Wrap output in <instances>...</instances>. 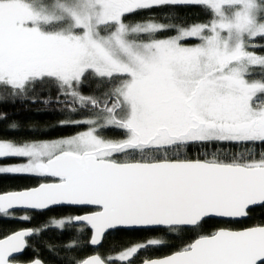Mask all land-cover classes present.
Listing matches in <instances>:
<instances>
[{
	"label": "snow or ice",
	"instance_id": "6c2138e0",
	"mask_svg": "<svg viewBox=\"0 0 264 264\" xmlns=\"http://www.w3.org/2000/svg\"><path fill=\"white\" fill-rule=\"evenodd\" d=\"M180 8L204 19L189 23ZM258 52L264 0H0V102L57 103L67 113L58 126L83 129L55 139L0 134V176L39 181L0 192V219L31 222L33 211L72 206L84 214L51 225H83L92 246L106 234H152L115 257L71 264H134L161 246L172 251L140 264H264V216L206 228L264 211ZM113 130L119 138L106 135ZM44 227L0 236V264H43L21 257ZM171 234L179 244L163 238Z\"/></svg>",
	"mask_w": 264,
	"mask_h": 264
},
{
	"label": "trees",
	"instance_id": "16d2710c",
	"mask_svg": "<svg viewBox=\"0 0 264 264\" xmlns=\"http://www.w3.org/2000/svg\"><path fill=\"white\" fill-rule=\"evenodd\" d=\"M187 19L189 23L196 20H203L201 15H194L199 12L197 8H180L177 10ZM258 54H264L259 53ZM86 87L84 92L89 93ZM56 93L53 91L52 96ZM62 105L57 103L42 104L31 103L23 98H16L7 103L0 102V114H6L7 119L0 120V134L7 138L16 139H31L38 137L41 139H55L64 137L83 130L75 127H59V121L67 117V113H61L59 109ZM10 121H16L20 127L15 130H6ZM109 138H119L118 131H109L106 133ZM242 149H237L240 151ZM259 149H257L258 151ZM190 155H196L195 152ZM38 178L28 175H4L0 176V192L21 190L23 188L35 186L38 183ZM21 212H17L20 214ZM84 212L81 209L74 208H55L45 212H32L33 219L31 222H20L17 220L0 219V236L9 234L11 231L24 228L41 227L47 223V227L42 229L39 236L28 238L32 250H27L21 257V261H28L38 257L43 264H71L73 258L83 259L93 254H99L103 258L118 255L119 251L126 246H131L134 243L142 242L146 236L152 235L142 232H116L107 234L103 239V243L98 249H93L88 244L90 236L89 230L83 225H65L64 229H58L51 225L52 219L67 218L74 215H82ZM264 216V211L257 209L251 219L245 220L242 223L228 224L224 221L209 220L206 228L211 230L215 227H245L256 223ZM83 228V231L80 229ZM160 236L161 234H155ZM191 236V233L186 234ZM169 244H179L180 239L176 238L175 234L169 237H163ZM75 242L76 247L70 249L67 246ZM172 248L161 246L154 250L142 251L136 258L134 264H140L141 260L162 258L169 254Z\"/></svg>",
	"mask_w": 264,
	"mask_h": 264
},
{
	"label": "water",
	"instance_id": "95a60500",
	"mask_svg": "<svg viewBox=\"0 0 264 264\" xmlns=\"http://www.w3.org/2000/svg\"><path fill=\"white\" fill-rule=\"evenodd\" d=\"M55 208H74V209H79V208H75V207H72V206H56V207H54V208H52V209H55ZM45 211H47V210H45ZM45 211H43V212H45ZM16 212H21V210H16ZM33 212H36V211H33ZM210 220H218V221H223V220H221V218H213V219H210ZM75 225H81V224H75ZM90 232V231H89ZM107 235V234H106ZM89 246L91 247V248H93V249H98L99 247H96V246H92V245H90L89 244Z\"/></svg>",
	"mask_w": 264,
	"mask_h": 264
},
{
	"label": "rangeland",
	"instance_id": "374dc122",
	"mask_svg": "<svg viewBox=\"0 0 264 264\" xmlns=\"http://www.w3.org/2000/svg\"><path fill=\"white\" fill-rule=\"evenodd\" d=\"M12 162H18V161H12ZM115 257V256H114Z\"/></svg>",
	"mask_w": 264,
	"mask_h": 264
}]
</instances>
